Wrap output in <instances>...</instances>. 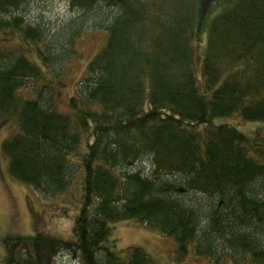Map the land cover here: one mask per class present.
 I'll return each mask as SVG.
<instances>
[{
    "label": "trees",
    "instance_id": "trees-1",
    "mask_svg": "<svg viewBox=\"0 0 264 264\" xmlns=\"http://www.w3.org/2000/svg\"><path fill=\"white\" fill-rule=\"evenodd\" d=\"M29 1L0 0V36L40 43L45 61L91 19L108 39L63 110L42 69L0 37V127H16L2 145L9 174L45 198L77 179L83 191L72 241L37 223L35 235L9 237L0 264H54L61 252L81 264H154L119 248L112 223L131 218L173 238L176 262L264 264V147L215 124L264 120V0H240L208 39L212 0H69L81 16L56 35L27 20Z\"/></svg>",
    "mask_w": 264,
    "mask_h": 264
},
{
    "label": "rangeland",
    "instance_id": "rangeland-1",
    "mask_svg": "<svg viewBox=\"0 0 264 264\" xmlns=\"http://www.w3.org/2000/svg\"><path fill=\"white\" fill-rule=\"evenodd\" d=\"M240 0H212L209 3V12L205 18L203 35L213 21L232 10ZM26 18L29 22L40 24L46 29L47 35L58 34L63 27L81 15L72 10L69 0H30L27 7ZM26 11V10H25ZM91 18H97L91 17ZM94 19L86 23V27L75 38L72 44L67 43L64 48L56 52L47 53L49 60L45 61L40 49V43L24 40L11 31L1 34L2 42L7 46H21L32 62L36 63L45 74L42 84L50 85L58 92L61 98L60 104L63 110L69 107V99L77 94V88L81 78L86 75L87 67L93 58L100 52L108 39V30L99 24H94ZM212 22V23H211ZM98 25V26H97ZM105 25H107L105 23ZM18 33V32H17ZM51 37V36H50ZM49 37V38H50ZM202 35H197L194 42L195 56L203 59L207 42H202ZM60 44L64 40L57 41ZM59 44V46H60ZM24 45V46H23ZM58 46V45H57ZM64 49V50H63ZM198 75L201 76V61H199ZM56 63V64H55ZM55 64V65H54ZM50 67V68H49ZM37 82H29L27 93H34ZM34 97V94L28 96ZM215 124H228L243 133L251 146L264 147V120L245 121L241 117L217 118ZM15 126L0 127V258H4L15 241L10 240L13 235H35V224L66 241H72L76 218L82 205L83 191L79 190L78 179L69 194L56 198H45L35 190L11 177L8 172V159L3 153V142L13 133ZM203 137L206 136L208 127L199 128ZM254 156L260 155L252 150ZM115 226V234L120 239L119 248L139 247L145 251L154 264H211L207 260H198L189 256L182 263L174 259L176 243L173 238L166 236L156 228L143 225L139 219L112 223ZM115 235V237H116ZM13 249V248H12ZM0 259V260H1ZM54 264H81L72 254L61 252ZM230 264V263H229Z\"/></svg>",
    "mask_w": 264,
    "mask_h": 264
}]
</instances>
